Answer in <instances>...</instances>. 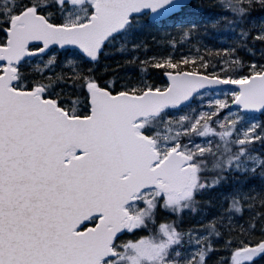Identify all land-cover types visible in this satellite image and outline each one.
I'll return each instance as SVG.
<instances>
[{
	"label": "snow or ice",
	"instance_id": "snow-or-ice-1",
	"mask_svg": "<svg viewBox=\"0 0 264 264\" xmlns=\"http://www.w3.org/2000/svg\"><path fill=\"white\" fill-rule=\"evenodd\" d=\"M208 7L0 0V264L264 256V0Z\"/></svg>",
	"mask_w": 264,
	"mask_h": 264
},
{
	"label": "trees",
	"instance_id": "trees-1",
	"mask_svg": "<svg viewBox=\"0 0 264 264\" xmlns=\"http://www.w3.org/2000/svg\"><path fill=\"white\" fill-rule=\"evenodd\" d=\"M193 2H196V0H193ZM199 2L203 3L205 5V9H204L205 12H214V11H216V9L208 7L209 5H212L215 2V0H199ZM259 11H260L259 8H257L256 14H259ZM152 31L154 32L155 30H152ZM157 39H159V37H157ZM208 42L212 43L213 41H208ZM219 46H223V45H219ZM184 47H186V46H184ZM256 48H257V50L259 49V44L256 45ZM149 54H151V53H149ZM122 58L123 57L120 56V54L109 55L107 57L102 55L101 56V60H100V67L97 69V72L99 73L101 71V69L103 68V66H104V64L106 62L110 63V62H113V61H116V60L122 59ZM158 74L163 76L162 72L158 73ZM104 78L105 77L101 76V79H104ZM157 82L161 83V82H163V80H158ZM181 111H183V109H181ZM169 114L171 115L172 113H169ZM259 117L261 119V116H256V118H259ZM170 215L171 214L166 212V211H163V210L158 211V216H170ZM183 219H184V224L186 226L188 224L196 223L198 217H195V216H192V215L186 213ZM222 255H224L223 252L214 251V252L210 253V255L208 256V264H214L215 259L218 256H222ZM254 264H264V256H261V257L257 258L254 261Z\"/></svg>",
	"mask_w": 264,
	"mask_h": 264
},
{
	"label": "rangeland",
	"instance_id": "rangeland-1",
	"mask_svg": "<svg viewBox=\"0 0 264 264\" xmlns=\"http://www.w3.org/2000/svg\"><path fill=\"white\" fill-rule=\"evenodd\" d=\"M199 103V101L198 100H194L193 101V104H198ZM191 107V106H190ZM257 119H260V117L259 118H257Z\"/></svg>",
	"mask_w": 264,
	"mask_h": 264
},
{
	"label": "water",
	"instance_id": "water-1",
	"mask_svg": "<svg viewBox=\"0 0 264 264\" xmlns=\"http://www.w3.org/2000/svg\"><path fill=\"white\" fill-rule=\"evenodd\" d=\"M233 87H236V86H233Z\"/></svg>",
	"mask_w": 264,
	"mask_h": 264
}]
</instances>
